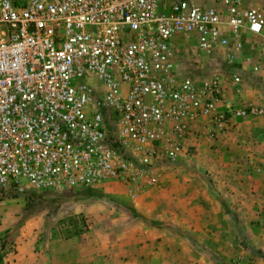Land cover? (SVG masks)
<instances>
[{"label":"built area","instance_id":"2783aa9c","mask_svg":"<svg viewBox=\"0 0 264 264\" xmlns=\"http://www.w3.org/2000/svg\"><path fill=\"white\" fill-rule=\"evenodd\" d=\"M162 1L0 0V189L153 183L159 161L176 158L189 124L214 111L225 89L218 77L184 75L176 39L200 58L264 70L263 5Z\"/></svg>","mask_w":264,"mask_h":264},{"label":"rangeland","instance_id":"374dc122","mask_svg":"<svg viewBox=\"0 0 264 264\" xmlns=\"http://www.w3.org/2000/svg\"><path fill=\"white\" fill-rule=\"evenodd\" d=\"M174 44L184 54L180 60L184 75L196 81L218 77L225 88L222 102L225 98L234 105L237 88L256 83L243 69L239 83L231 84L227 70L240 68L237 62L200 58L190 41L176 39ZM253 50L247 46L244 53L256 59ZM247 107L255 114L245 118L263 115L256 105L240 110ZM223 115L225 126L238 119ZM194 121L176 158L159 161L151 175L154 182L147 186L141 178L130 184L111 180L92 189L61 192L14 194L0 189V243L4 242L0 264H262L252 260L256 247L247 239L236 204L238 198L249 197L255 182L264 187V170L257 167L264 164V139L240 144L243 154L259 156V163L248 162L245 155L234 163L213 143L228 127L215 129L210 121L209 129L203 123L200 129L192 125Z\"/></svg>","mask_w":264,"mask_h":264},{"label":"crops","instance_id":"0c3cea01","mask_svg":"<svg viewBox=\"0 0 264 264\" xmlns=\"http://www.w3.org/2000/svg\"><path fill=\"white\" fill-rule=\"evenodd\" d=\"M251 4L255 6H264V0L255 1ZM243 5L246 6L248 5V3H244ZM246 52L248 51L246 50ZM254 52L256 53V50L252 51V55H255ZM241 67L242 68L232 67L229 68L227 71L240 75L245 74V70L243 69H246L249 73V78L254 79V82H256L257 84L255 83V85L251 87L239 86V88H237V94H235V99L237 100L236 102H233L234 105H230L224 98L223 102L220 101L215 105L214 111L192 123L193 126L200 129L203 128V125H201L202 123L207 126V129H209L211 125L210 121L215 123V129H218L217 127L220 126H223L224 128L228 127L227 131H222L221 129L222 132H220L221 134L219 135L218 140H214L213 143H216L217 146L220 147L217 152H219L223 157H225V159L233 160L234 163H236L238 157L243 158L242 155H245L243 154L244 149L243 151L240 149L242 147V145H240L241 142H247V139L253 141L259 137H263L262 139H264V136H262V134H264V102L262 103V101H260V99L264 100V84L260 81V78L264 76V70L261 72V75H252L249 71V66L247 63H241ZM227 93H229V89L226 91V94ZM248 105H256L261 107L263 109V115L258 117H247L244 119H232L230 120L229 126H225L227 124H223L226 122L222 121V115L226 112V107L233 106L235 109H240ZM225 118L227 119V117ZM260 128H262V130ZM236 142H239V145ZM233 144L235 146L230 149ZM221 146L224 148H222ZM226 147L230 150L226 151ZM235 149H239L240 152L235 151ZM253 155H245L248 157V162H251L253 164L259 163L256 162L257 159H259V156ZM260 164H257V167L260 170H264V164ZM251 186L252 190L250 192L252 193L249 192V197L237 199L238 204H236V214L240 222L244 224V228L246 229L245 233H247L248 235L247 239L250 240L249 243L251 245H254L256 249H259L264 252V187L263 184H261V181H258V183L255 182ZM235 195L236 194L232 196ZM252 260L264 264L261 260L255 258H253Z\"/></svg>","mask_w":264,"mask_h":264},{"label":"trees","instance_id":"16d2710c","mask_svg":"<svg viewBox=\"0 0 264 264\" xmlns=\"http://www.w3.org/2000/svg\"><path fill=\"white\" fill-rule=\"evenodd\" d=\"M115 148H117V146L114 144L113 145ZM84 189H92V188H84ZM8 192H13L14 194H16L14 191H10V190H6ZM68 224V223H67ZM75 225L73 224V227ZM239 246L243 249V250H247L250 251L247 246L244 243H239ZM4 249V242L0 243V250ZM252 254L254 256L255 259L261 260L264 263V252H262L259 249H254V251H252Z\"/></svg>","mask_w":264,"mask_h":264}]
</instances>
